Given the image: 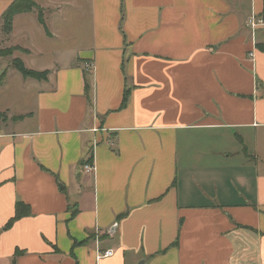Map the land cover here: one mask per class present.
Listing matches in <instances>:
<instances>
[{"label":"crops","instance_id":"obj_1","mask_svg":"<svg viewBox=\"0 0 264 264\" xmlns=\"http://www.w3.org/2000/svg\"><path fill=\"white\" fill-rule=\"evenodd\" d=\"M11 1L0 264H264V0Z\"/></svg>","mask_w":264,"mask_h":264},{"label":"trees","instance_id":"obj_2","mask_svg":"<svg viewBox=\"0 0 264 264\" xmlns=\"http://www.w3.org/2000/svg\"><path fill=\"white\" fill-rule=\"evenodd\" d=\"M37 9V14H38V21L42 23L45 26V22L43 20V15H42V10L41 8H37L34 0H12L9 3V6L7 9L2 13L1 15V28L2 32L5 34H8L10 30L12 29V19L15 14L18 13H24L25 11H32L33 9ZM258 49L263 50V46L260 44L255 45ZM11 49L8 50H0V54H10ZM6 52V53H4ZM12 66L16 68L23 77L28 76L32 77L34 79L40 80V79H45L47 75V70H40L36 71L27 67H24L22 61L18 58H14L11 60ZM127 95H125L126 98ZM24 208L28 210V207L24 205L22 202H18L16 204L15 208V213H14V218L10 220L5 227H8L15 219L19 218L20 216L23 215L24 213ZM27 213V212H26Z\"/></svg>","mask_w":264,"mask_h":264},{"label":"built area","instance_id":"obj_3","mask_svg":"<svg viewBox=\"0 0 264 264\" xmlns=\"http://www.w3.org/2000/svg\"><path fill=\"white\" fill-rule=\"evenodd\" d=\"M248 25L251 31L263 30L264 29V16L262 17H258L254 15L249 16ZM87 66H90V64H88ZM93 168L94 166L92 162H87V164H84L83 166V169L86 172H93L94 171ZM112 254H113L112 249H104V251H98L96 257L99 259L105 256H110Z\"/></svg>","mask_w":264,"mask_h":264},{"label":"rangeland","instance_id":"obj_4","mask_svg":"<svg viewBox=\"0 0 264 264\" xmlns=\"http://www.w3.org/2000/svg\"><path fill=\"white\" fill-rule=\"evenodd\" d=\"M4 53H6V52H4ZM10 54H11V52H10ZM10 54H4V56L7 57V56H9ZM0 117L3 118L2 115H0Z\"/></svg>","mask_w":264,"mask_h":264}]
</instances>
